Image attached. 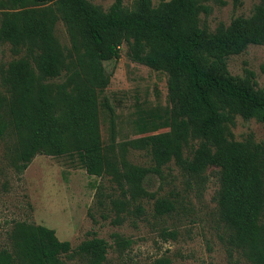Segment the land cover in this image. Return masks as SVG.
<instances>
[{"label":"trees","instance_id":"trees-1","mask_svg":"<svg viewBox=\"0 0 264 264\" xmlns=\"http://www.w3.org/2000/svg\"><path fill=\"white\" fill-rule=\"evenodd\" d=\"M11 1L14 10L3 12L0 20V45L11 44L19 57L0 69V105L7 115L0 116V140L12 138L16 172L22 174L39 154L76 155L89 175L117 185L122 198L111 200L117 212L133 209L143 216L139 199L152 196L149 176L172 160L197 175L218 167L216 199L228 250L240 253L244 264H264V142L236 141L229 128L233 114L264 122V89L256 88L252 71L235 77L227 69L229 56L264 45V0L249 17L220 23L213 32L200 26V14L210 13L205 0H170L156 7L151 0H139L131 12L123 0H114L107 12L87 0ZM59 19L69 32L68 52L55 36ZM124 42L132 60L168 75L165 113L141 119H163L168 130L120 143L113 138L104 145L98 96L109 77L102 62L118 59ZM63 76L62 83H53ZM192 142L197 146L187 158L184 149ZM130 149L148 152L154 166L132 163ZM97 194L104 206L102 186ZM154 208L157 215L169 214L174 204L157 199ZM9 239V246L0 249V264H63L61 257L73 252L53 229L26 221L14 223ZM108 248L103 238L93 237L78 252L102 264ZM151 264L172 262L161 257Z\"/></svg>","mask_w":264,"mask_h":264},{"label":"rangeland","instance_id":"rangeland-1","mask_svg":"<svg viewBox=\"0 0 264 264\" xmlns=\"http://www.w3.org/2000/svg\"><path fill=\"white\" fill-rule=\"evenodd\" d=\"M107 12L114 0H87ZM170 0H151L156 7ZM260 0H205L210 13H201L200 26L213 32L220 23L229 25L238 16L249 17ZM139 0H123L131 12ZM224 2V3H222ZM11 0H0V20L3 12L14 10ZM55 36L66 52L71 40L63 20L55 23ZM9 43L0 45V69L18 58ZM109 84L99 93V126L104 145L137 139L168 130V123L155 118L142 121L145 115L164 114L169 106L168 75L137 63L130 56V45L124 42L120 57L102 62ZM227 69L235 77H244L245 70L254 73L257 89H264V45H250L243 53L229 56ZM64 76L53 81L58 85ZM0 116L6 108L0 105ZM233 138H251L264 142V122L244 119L233 114L229 124ZM12 138L0 140V249L10 244L9 232L15 222L43 225L53 229L61 241H69L73 252L61 257L63 264H92L78 252V246L93 237L103 238L109 245L102 264H151L166 257L172 264H233L244 259L238 252H229L227 228L220 220L217 193L221 170L209 166L200 174L183 169L174 160L153 173L147 181L151 197L139 199L145 209L137 216L133 209L117 210L111 200L122 198L121 191L108 177L91 176L78 156L36 155L27 169L16 172L10 157ZM196 142L184 149L189 158ZM128 159L145 167H153L151 156L144 150L130 149ZM105 193L100 206L98 187ZM168 199L174 204L169 214L157 215L155 201ZM137 203H132L134 208ZM117 217L120 219H117ZM119 220V221H118ZM166 232L175 233L170 237ZM119 236L117 240L115 235Z\"/></svg>","mask_w":264,"mask_h":264}]
</instances>
